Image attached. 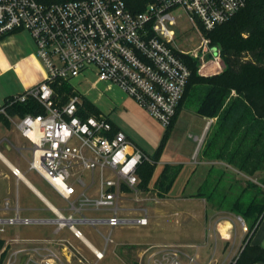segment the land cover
Listing matches in <instances>:
<instances>
[{
	"label": "built area",
	"instance_id": "built-area-1",
	"mask_svg": "<svg viewBox=\"0 0 264 264\" xmlns=\"http://www.w3.org/2000/svg\"><path fill=\"white\" fill-rule=\"evenodd\" d=\"M246 2L151 0L136 12L123 0L63 3L0 0V39L26 31L45 71L42 81L13 96L8 105L32 98L43 109V113L20 117L17 128L32 145L30 168L42 170L47 183L66 201L71 212L69 215L56 212V217L49 222L55 225L56 233L67 228L77 239L83 238L76 228L78 224L109 227L107 235L99 232L103 250L89 247L96 262L104 258L114 227L148 224L145 209H141L138 217L124 218L119 216L118 204L124 193L138 200V168L144 161L152 162L123 131L114 129L106 117L82 116L79 95L74 94L63 103L57 102L52 84L57 80L68 81L93 67L97 76L95 83L118 86L166 127L175 115L190 77L183 56L197 60L199 72L208 64L221 68V50L211 45L207 34L230 20ZM179 11L181 13H177ZM180 15L198 37V45L193 49L179 47L174 27ZM0 114L6 115L2 106ZM212 121H207L204 134L196 138L197 152ZM93 188H97L96 194L89 195ZM78 189L81 191L77 195ZM86 210L105 211L108 215L87 218L82 214ZM239 221L245 230L243 220L239 218ZM29 223L31 220L18 215L0 218V232H3V224ZM62 241L58 243L62 245ZM185 248L176 244L150 246L143 251L144 264H198L197 255L188 254ZM78 255V264H92ZM237 257L229 264H234ZM0 264L72 263L50 239L13 238L4 241L0 248ZM207 264L214 263L210 259Z\"/></svg>",
	"mask_w": 264,
	"mask_h": 264
},
{
	"label": "trees",
	"instance_id": "trees-1",
	"mask_svg": "<svg viewBox=\"0 0 264 264\" xmlns=\"http://www.w3.org/2000/svg\"><path fill=\"white\" fill-rule=\"evenodd\" d=\"M40 1L63 3L72 0ZM123 1L130 10L137 12L151 0ZM207 37L221 48L224 70L221 74L211 76L198 75V61L183 56L190 69V77L175 115L150 156L153 163L144 161L138 168L141 189L149 187L155 162L164 149L176 115L187 102L193 104L196 114L215 119L205 135L203 157L223 160L247 176L264 171V0H247L244 8L209 32ZM52 88L57 102L63 103L76 94L67 81L57 80ZM232 91L235 92L234 96ZM12 98H6L2 104L6 115L0 114V120L5 125L9 123L6 116L23 117L26 114L43 113L41 106L32 98L8 105ZM81 100L84 107L82 116H98L97 110L86 98L81 97ZM179 169L180 166L164 165L153 183L159 197L169 192ZM216 192L217 189L212 192L208 189L207 182L199 190L198 196L209 201L214 199L212 193ZM229 210L240 216L247 226L244 246L234 264L264 263V248L250 242L259 219L264 216V195L251 198L247 203L242 202L241 195H238ZM3 243L0 239V248Z\"/></svg>",
	"mask_w": 264,
	"mask_h": 264
},
{
	"label": "crops",
	"instance_id": "crops-1",
	"mask_svg": "<svg viewBox=\"0 0 264 264\" xmlns=\"http://www.w3.org/2000/svg\"><path fill=\"white\" fill-rule=\"evenodd\" d=\"M16 33L19 32L9 34L3 37L2 39H0V107L2 106L3 101L6 98L21 94L27 88L34 86L35 84L42 81L44 78L45 71L42 64L35 55V44L33 40L31 39L34 46L33 49L24 48L22 44L17 42L15 36H13V34ZM207 66H209V64L206 65V67ZM7 75H9L15 81L16 83L15 87H13L9 82L3 83L1 78ZM99 83L101 82H97V83L94 82L93 85L95 86L96 84ZM104 83H105L104 90L106 92L113 90L116 86L108 82H104ZM81 96L83 98H86L83 95ZM86 99L97 110L98 115L106 117L116 129L123 131L127 136L128 140H130L139 149H141L144 152V154L150 159V156L147 154L144 148L140 146L138 143V142H142V140L139 137L132 134V131L134 130L130 127V125L127 122H124L120 119L117 120L118 118L117 113H115L114 111L115 109H117V106H115L113 109L110 108L106 113H104L95 104L94 101H91L88 98ZM82 109H84V107H82ZM181 112H182V108L178 111L176 118L174 120V124L176 123L178 116L179 114H181ZM112 115L113 116L116 115L117 118L116 119L112 118L111 117ZM196 115L199 119L198 129L201 131L203 130L202 133L200 134V136H202L205 132L207 121L210 118H205L198 114ZM8 118L11 119L15 118L16 120L12 121L14 122L15 127H12L13 123L10 121V119H7L9 123L7 125L4 124L5 125L3 126L4 128L0 129V218L8 219L18 215V217L21 219L31 220V223L27 225L3 224L2 226L3 232L5 231V228H11V227L53 225L49 221L53 220L56 217V212H60L61 214L63 213L52 203L51 199L49 198L48 189L49 187L50 188L52 187L47 183V181L43 177L42 170L41 169L36 170L30 168L29 166V162L31 161L33 154V149L31 143L26 138L21 136L17 128V122L20 117L8 116ZM214 122L215 119H213L211 124H213ZM198 137L196 136L195 139ZM195 160L198 163L194 164L196 166H194V168L191 170L194 173V171L199 167L198 175L195 177V181H194L195 191L191 194L184 195V191H183L184 186H183L181 191L171 196L169 195V193H167L162 198L157 195V197L160 198L161 201L163 202L171 201L173 203H178L180 205L182 203L184 205L186 201L196 199L199 201V203L202 202L205 203L206 202L205 198L202 196H198L201 187H203V185H205V183L208 182L209 184L208 189H210L212 192L213 190H216L218 188V184L222 182L223 178L226 179L225 181L226 185L223 186L224 192L222 198L223 197L225 198L228 196L229 186H231L230 185L231 183L227 180V175H226V172H228L229 169H231L234 172L235 171L238 172L240 175H244L246 178L248 177L249 180L256 175L264 174V171H258L253 176H247L244 173L237 171L235 168H233L231 165L227 164L223 160L207 159L203 157V155H201L199 159L195 158ZM151 162L153 163L152 160ZM156 162H155V168H156ZM167 164L177 165V164H181V161L179 160L168 161V162L163 161L162 167L157 175L160 174L164 165ZM181 169L182 167L179 169L178 175L181 172ZM15 170H17V172H15ZM190 178H191V174L189 177H187L186 183L190 181ZM155 180L156 178L154 179V181ZM80 191H81L80 189L77 190V195ZM139 191H142V189L139 188ZM96 192H97V188H93L90 190L89 195H94L96 194ZM77 195L74 196V199L77 197ZM212 195L213 198H215L217 196V192L215 194L212 193ZM132 200L133 199L130 198V194L124 193L122 195V198L118 204L120 208L119 216L124 218H133L141 215L142 211L139 210L137 206H135L136 204H134ZM150 201H153L152 198L148 202ZM145 210L147 212L148 224L146 226H139V227H148L154 224L156 221L165 219L167 216L165 213L155 212L154 208H151L150 212L148 209ZM66 211L68 212V215L71 213L68 210V206L66 208ZM99 212L103 213L104 215L95 216V217L94 216L91 217L90 215H88ZM215 213L217 214V212L214 211V214ZM46 214H51L52 217L48 218L46 217ZM82 214L87 218L97 219L107 216L108 212L86 210L83 211ZM174 214L176 215L177 212H175ZM216 214L212 218L213 225L210 226L212 228L211 230L208 231L200 230L194 232L193 231L190 232V230H184L183 232L181 231L183 237H180V234L178 235V237H173V239L176 241H162L164 240V238L160 237L161 234L156 235L155 238L157 239L153 241L150 240L151 238H153V235H151L150 232H145L144 234H141L142 237L145 238V241L143 240L142 242L130 241L127 243H119L120 245L124 246V250H123V253L125 254L124 264H130L131 260L133 261L135 260L138 261V263H140L144 258L143 251L146 248L154 245L170 244V243L171 244L177 243L183 246L197 245L196 248L194 249V254L197 255L198 264H207V262L210 259H212V263L214 264H229L231 259L234 258L236 255H238L240 250L243 248L245 243L244 240L246 237V233L245 230L242 229L241 225L238 222H236L232 217L222 216V215L217 216ZM74 216L78 218V214H75ZM220 217L222 219H219ZM118 227L133 228L135 226L130 225V226H118ZM239 228L241 230L240 236L238 235ZM55 230L56 228H54L49 235H42L37 237H23V238L16 236L15 238L28 239V240L50 239L53 241L54 247L57 250H59V252L67 256V258L70 259L71 263L74 264V261L77 258L76 255H74V251L81 255V253L79 252L80 250L79 251L77 250L78 248L71 239L66 238L65 236H59L62 230L57 233L55 232ZM112 230H111V234H112ZM192 235L194 237H192ZM10 239L13 238L1 239V240L9 241ZM75 239L79 241L92 254L89 247L90 246L93 247V246L86 240V238H84V236L82 239H77V238ZM59 240H63L61 243L62 245L58 243ZM196 240L197 242L198 241L200 242L197 243ZM250 242L252 245H257L264 248V216L259 219L257 223V227L251 235ZM111 243H114L112 236H111V242L109 244ZM210 247H213L212 249L213 252L211 256L207 258L204 248L209 249ZM189 249H193V248H189ZM216 251L218 256L215 257ZM204 259H206L205 262ZM132 263L133 262H131V264ZM255 264H264V263L257 262Z\"/></svg>",
	"mask_w": 264,
	"mask_h": 264
},
{
	"label": "rangeland",
	"instance_id": "rangeland-1",
	"mask_svg": "<svg viewBox=\"0 0 264 264\" xmlns=\"http://www.w3.org/2000/svg\"><path fill=\"white\" fill-rule=\"evenodd\" d=\"M177 13H181V11ZM174 30L176 32V35L178 36L179 47H181L182 49L190 50L198 45V37L195 31L192 29L191 25L186 21L184 16L180 15L177 21V25L174 27ZM13 36H15L17 42L22 44L24 48H34L32 40L26 31H20L19 33L13 34ZM211 45L215 46L212 42ZM217 47L221 50L219 46ZM223 70L224 64L222 60L221 68H219L215 64H211L205 67L201 72L198 71L197 74L203 76H211L214 74H221ZM96 78L97 76L95 69L93 67H89L83 70L77 77L69 79L67 83L77 95H79L80 97H82L81 95H83L91 101H94L95 104L104 113H106L110 108L113 109L115 106H117V109H115L114 111L115 113H117L118 118L116 117V115H112L111 117L115 119L117 118V120L120 119L124 122H127L130 127L134 130L132 131V134L142 140V142H138L139 145L144 148V150L149 156H152V154L159 145V142L166 127L154 117H152L147 110H145L143 107H140L133 98L128 96L118 86H115L113 90L108 92L104 90V82H101L94 86L93 84ZM1 80L3 81V83L9 82L13 87L16 86L15 81L9 75L1 78ZM234 95L235 92L232 91V96ZM2 115L5 116L4 114ZM6 118L10 119L11 122L16 120L15 118H8V116H6ZM12 123V127H15L14 122ZM198 125L199 119L195 113V108L193 104L187 102L182 107V112L181 114H179L178 119L172 128V131L166 141L164 149L157 158L156 168L152 174V181H150L149 187L142 189V191L137 193L136 197L138 200H132L139 210L148 209L150 212V209L154 208L155 212L165 213L167 215L165 219L156 221L154 224L148 227L135 226L133 228H114L111 234L114 243L109 244L105 249L104 259L97 262L94 256L71 235L67 228L63 229L60 232L59 236H65L66 238L71 239L78 248L77 250H80L79 252L81 253V255H83L84 258L92 264L95 262L96 264H124V246L120 245L119 243H127L130 241H145V238L141 235L145 232H150L151 235H153V238H149L153 241L157 239L155 238L156 235L160 234V237L164 238V240L162 241H176L173 239V237H178L179 234L180 237H183L181 231L183 232L184 230H190V232L200 230H211L212 228L210 226L213 225L212 218L216 214H214V211L217 212V216L222 215L232 217L236 222L241 225L239 221V218L241 217L231 212L229 208L238 195H241V201L244 203H247L251 198L262 197L264 195V174L256 175L249 180L248 177L246 178L244 175H240L238 172H234L229 169L228 172H226L227 180L231 183V186H229L228 190V196L225 197V199L222 198L224 192L223 186L226 185V179L223 178L222 182L218 184L217 196L212 200L206 201L205 203H199V201L196 199L188 200L184 205L182 203L180 205L171 201L163 202L160 200V198L157 197V191L153 188V181L155 178L157 179V174L162 167L163 161L168 162L179 160L181 161V164L173 166H180V168L182 167V169L178 177L176 178L174 184L172 185L170 192H168L169 195L171 196L181 191L183 186L184 195L191 194L195 191L194 181L195 177L198 175L199 167L196 169L197 171H194V173L191 170L194 168V166H196L194 164L198 163L195 158L199 159L201 157L203 148L202 144L198 152L196 151L197 140L195 139V137L200 136L203 131L198 129ZM3 126L5 125L3 124L2 120H0V129L4 128ZM190 174V181L186 183V179L190 176ZM82 178L85 177L82 176ZM48 195L52 203L58 209H60L64 215H68V212L66 211V201H64L50 187L48 189ZM133 197L134 195H130V198L134 199ZM149 198H152L153 201L148 202L150 200ZM175 212H177L176 215L174 214ZM88 215H90L91 217H95L103 216L104 214L99 212ZM46 217L50 218L52 217V215L46 214ZM219 219L222 218L220 217ZM54 228L55 225L5 228L4 232H0V239L15 238L16 236L23 238L49 235ZM76 228L80 230L84 238H86V240L93 247L98 250H103L104 242L99 232L103 235H107L109 230L107 226L97 225L95 227H92L87 224H78L76 225ZM238 232V235L240 236V228L238 229ZM245 233H247V226L245 228ZM192 237L194 236L192 235ZM199 242L200 241H198L197 243ZM176 245L181 244L176 243ZM212 249L213 247H210L209 249L204 248L207 258L211 256L213 252ZM185 251L188 254H194V249H189L188 246H186ZM74 253L76 252L74 251ZM75 255L78 254L76 253ZM216 256H218L217 251L215 257ZM206 259H204V262L206 261ZM131 262H133L132 264H144V258L140 263L135 260H131ZM74 264H78L77 259H75Z\"/></svg>",
	"mask_w": 264,
	"mask_h": 264
}]
</instances>
